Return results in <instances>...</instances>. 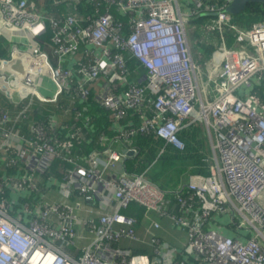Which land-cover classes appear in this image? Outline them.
I'll list each match as a JSON object with an SVG mask.
<instances>
[{
	"label": "built area",
	"instance_id": "2783aa9c",
	"mask_svg": "<svg viewBox=\"0 0 264 264\" xmlns=\"http://www.w3.org/2000/svg\"><path fill=\"white\" fill-rule=\"evenodd\" d=\"M63 1L80 0L56 2ZM106 1L127 15L128 36L122 35V24L110 12L99 14L98 8L97 16L82 18L86 21L82 24L78 13L54 18L31 9L28 0H0V38L10 40L8 56L0 57V76L10 73L29 90L28 99L37 96L49 102L69 91L84 102L94 83L108 79L96 95L118 125L112 139L100 136L110 146L101 154L90 155L86 168L78 164V158L68 156L71 143L54 138L49 127L35 123L26 138L15 127H6L12 119L0 108V148L6 150L18 139L21 162L32 167V173L21 178L0 175V264H264V100L254 90L239 94L255 83L264 87V23L241 27L226 12L233 0H216V5L207 8L202 0H191V4L182 0ZM205 8L216 11V17L206 20L207 32L216 29L222 39L211 60L217 96L206 104L187 35L188 21ZM18 33L25 34L30 48L11 40ZM45 34L50 54L38 40ZM226 34L232 36L231 48ZM127 53L146 72L142 85L130 80ZM79 54L75 67H66ZM17 63L24 67L22 75L13 68ZM42 79L53 83L54 96H40L37 83ZM148 94L153 95L152 115L143 109ZM15 103L26 104V100ZM22 108L17 119L25 117L29 104ZM132 112L139 123L125 126L123 122ZM74 113L78 119L86 117L83 111ZM201 119L213 150L210 174L190 176L175 199L180 213L167 212L163 190L145 175L125 171L126 154L137 152L125 141L153 132L182 150L185 144L180 132ZM90 126L86 118L84 127ZM71 130L69 138L82 131ZM115 146L125 147L124 152ZM59 147L65 157L59 154ZM53 158L75 165L66 173L60 192L71 198L77 191L73 195L77 201L51 204L39 202L35 196L33 202L22 205L26 221L15 218L10 213L11 202L4 197L5 188L34 191L39 187L35 172ZM97 194H109L117 210L100 217H81L75 208ZM134 203L170 218L187 232L189 241L182 253L156 235L151 237L152 256L118 246L124 238L138 240L136 220L122 213ZM219 217L228 219L226 228L235 231V236L220 230L225 225L222 222L213 226ZM154 226L159 228V224ZM87 239V246H82Z\"/></svg>",
	"mask_w": 264,
	"mask_h": 264
},
{
	"label": "trees",
	"instance_id": "16d2710c",
	"mask_svg": "<svg viewBox=\"0 0 264 264\" xmlns=\"http://www.w3.org/2000/svg\"><path fill=\"white\" fill-rule=\"evenodd\" d=\"M202 1H204L206 8L211 4L216 5V0ZM189 2L191 4V0H189ZM28 3L31 9L45 13L54 18H60L62 14L78 13L81 20L82 18L85 19L87 16L95 18L97 16L96 9L98 8L99 14L108 11L113 15L117 22L122 24V35L124 37L128 36L131 32L127 15L122 13L117 5L111 4L106 0L63 1L61 3L56 2V0H28ZM206 8L200 11L199 14L193 15L188 21V25L216 17V11H210ZM246 14L254 17H264V3H250L243 13L234 17L238 19ZM81 23L85 24L86 21L82 20ZM8 38V36L0 38L1 58L5 57L8 53L10 44ZM125 57L127 65L130 68V80L142 85L143 82L137 77L139 71L142 70L143 67L128 53ZM109 80L112 81V79ZM113 83H117V81L115 80ZM255 89L257 96L261 100H264V87L260 85ZM152 101L153 95L148 94L143 109L149 115L153 114ZM26 104H29V108L25 112V117L20 116L19 119H17L20 111L23 110L22 107ZM26 104H16L0 92V108L6 110L12 119L6 124V127H15V130L26 138L31 136V128L35 123H41L43 126L49 127L54 138L58 139L61 143H71V149L68 156L73 159L78 158V164L85 166L86 168L88 167L86 159L89 158L90 155L94 153L101 154L110 146V142L105 143L100 141V136L102 134H107L109 139H112L118 133L116 130V122L112 117L111 111L101 105L98 101L97 95L92 91H90L88 99L84 102L73 91H69L59 95V97L53 102L45 101L34 96L32 99H28ZM75 110L83 111L86 117L81 119L76 118L74 113ZM131 114L132 115L123 122L125 126L130 122L136 124L139 123L137 114L135 112H132ZM62 117L68 119H62ZM86 118L91 121L90 128L84 127ZM200 123V120H194L180 132V137L185 144V148L182 150L167 144L162 138L158 137L153 132L145 135L139 134L126 140V146L135 148L137 152L134 155L126 154L123 161L125 171L128 174L147 176L150 171L154 173L153 170H156V168H161V171H176L181 165V163L178 164V162L183 161L182 163H185L184 165L189 168V172L192 174H210V164L213 158V153L211 146L209 156H205V154L201 152L204 147L203 139H205H202V137L205 136L203 134L204 127H202ZM73 128H81V134L76 135L74 138H69L68 136ZM6 150L8 160L4 163L0 161V175L21 178L22 176L30 175L32 173V169L27 167L23 161L21 162L19 156L21 150L20 145L16 144L8 149L6 148ZM58 152L65 157V152L62 148L59 147ZM74 168V164L62 160V158H53V160L46 164L42 171H39L36 174L39 180V187H36L34 191L26 190L31 194H28V192L26 193V191L15 192L11 188H5L3 193L4 197L12 204V209L10 211L11 215L15 218H20L26 221L27 218L25 215H22L21 207L25 202L34 201V195L41 190L40 178H43V185L46 186V189L47 187L57 188V186L59 188L66 173L73 171ZM153 176L155 177H153L152 180H155V183H158L157 173H154ZM50 180L52 181L50 182ZM179 187L180 186L176 189H167L161 185L159 187L166 193L168 204L164 206V208L167 212H172L174 214L180 213V208L175 200ZM145 211L147 210L144 206L134 203L128 209H123L122 213L128 217L134 218L143 215ZM227 221V218L219 217L216 224H213V226L218 227L220 226V222H222L225 225L220 228V230L226 235L232 237L234 236L231 231L232 229L229 230L226 228ZM133 253L136 254L137 252L133 251Z\"/></svg>",
	"mask_w": 264,
	"mask_h": 264
},
{
	"label": "crops",
	"instance_id": "0c3cea01",
	"mask_svg": "<svg viewBox=\"0 0 264 264\" xmlns=\"http://www.w3.org/2000/svg\"><path fill=\"white\" fill-rule=\"evenodd\" d=\"M181 2L184 3L185 0H182ZM188 2H189V0H186V3H188ZM232 17L236 23H238L241 27H244V28H251L254 24H256V23H254L251 26H250V24L242 25L239 23V21L241 20L240 17L238 19L235 18L234 16H232ZM0 25H1V17H0ZM24 35L25 34H20V33L15 34L14 37L11 38V40H14L18 43H22L25 39ZM48 37H49L48 34H45V35L41 36L40 39H38V40L40 41V43L42 45V49L44 51H46L48 54H50V48L48 45L49 44V38ZM8 53H9V50H8ZM8 53L5 57L8 56ZM80 55L81 54L74 55L66 63V67H69V68L75 67V64L79 60ZM13 68H14V70H16L21 75L24 72V67L22 66L21 63H17L16 65L13 66ZM204 71L209 72V77H208V74L204 73L203 78L210 80V77L213 73L211 62L207 63V65L204 68ZM20 74H19V76H20ZM144 75H145V70L142 69L139 71V74L137 77L143 83L145 80ZM0 77H1L0 79L2 80L0 82V92L3 93L6 98H8L10 101H12L14 103L17 102L19 99H24V101L25 100L28 101L29 90L27 88H25V86H23L21 83L14 80V77L11 76L10 73H3ZM107 80L102 78L98 82L94 83L91 86L90 91H92L94 94L99 93L101 91L103 84ZM260 85L261 84L256 83L252 90L256 91L255 88L260 86ZM37 87H38L40 96L42 98L43 97L50 98V97L55 95V91H56L55 86L48 79H42L41 81H39L37 83ZM3 89H4V91H2ZM206 90L207 91H202L203 98H204L205 102L206 101L207 102L212 101L216 96L214 98L210 97L208 94V88ZM239 94H248V89H246V88L241 89L239 91ZM206 95H207V97H206ZM62 119H68V118L62 117ZM116 126H118V125H116ZM203 134H204L205 138H207L209 136L206 128H204ZM208 139H209V137H208ZM106 142L108 143L109 141H105V143ZM20 143H21V141H19L17 139V141L13 142V146L16 144L20 145ZM209 144H211V142ZM21 147H22V143L20 145V148ZM115 149L118 151L124 152L123 149H125V147L115 146ZM6 151L7 150H2L0 148V161L3 163L8 160V154L6 153ZM35 162H37V161H35ZM30 168H32V167H30ZM38 172L39 171H36L35 174H37ZM192 175L193 174H191L190 176H192ZM190 176H189V179H190ZM145 177H146V175H145ZM40 179H41V186H40L41 190L37 194L34 195V198H35V196H38V198H35V199H37V200L41 199V200L50 202L51 204L57 203V202H63V203H70L71 202L72 203V202L77 201L76 197H73L74 194L77 195V191H73L71 198H69V197L67 198L63 193L60 192V187L59 188H58V186H57V188L47 187V189H46V186L43 185V182H44L43 178H40ZM189 179H188V181H189ZM52 180H50V182ZM174 186L166 187V188L167 189L168 188L176 189V188H178V186H181V185H180V183H177ZM74 190H75V188H74ZM27 192L28 191H26V193ZM28 194H31V193L28 192ZM167 204H168V202L165 204V206ZM163 209H164V207H163ZM21 210H22V207H21ZM75 210L83 218L100 217L102 215L110 214V213L116 211L117 210V203L109 194L105 195V196H102V194H100V195L97 194L90 201H84L83 200L82 203L78 207L75 208ZM134 218L136 220L135 228H136L138 240L130 241V240L124 238L120 241V244L118 245L120 248L129 249V250L135 251L137 253H142V254L152 256L153 252H152V247H151V237L155 236V235L158 236L162 241L169 244V246L176 248L178 254L182 253V250L188 244L189 238H188L187 232L185 230L177 227L176 225H174L173 221L170 218L165 217L156 211H145V213L143 215L136 216ZM155 224H159V228H155V226H154ZM80 231H82V227L80 228ZM232 234H234V236H235L236 232L232 230ZM85 242H86V244L81 242V245L87 246V243H89V240L87 239Z\"/></svg>",
	"mask_w": 264,
	"mask_h": 264
},
{
	"label": "rangeland",
	"instance_id": "374dc122",
	"mask_svg": "<svg viewBox=\"0 0 264 264\" xmlns=\"http://www.w3.org/2000/svg\"><path fill=\"white\" fill-rule=\"evenodd\" d=\"M240 19L241 20L239 21V23L242 25L250 24L251 26L254 23H264L263 16L254 17V16H249L246 14V15L241 16ZM205 24H206V21H203V22L200 21L195 24L187 25V35L189 38L193 59L195 60V62L197 63V66L199 67L197 72H198V81H199L201 90L207 91L206 89L208 88L209 96L214 98L215 96H217L215 85L213 81L211 80V77H210V80L203 78L204 73L208 74V77H209V72L204 71V68L208 62H212L211 61L212 54L218 48V46L222 44V39L218 31H216V29L214 31L207 32L205 28ZM226 38L228 39L227 40L228 47L231 48L233 46V42L231 41V38H232L231 34L230 35L226 34ZM30 45L31 44L28 43L26 38L21 44H19V46L26 47V48H30ZM253 87L248 88V92L252 91ZM204 103L206 104L207 101ZM199 108H200V104L198 103L197 109ZM196 116L200 118V110H197ZM200 122H201L200 125L206 128L203 119H201ZM208 137L207 138L202 137V139L203 138L205 139H203L204 147L201 152H203L205 156L206 155L209 156L210 146L212 149V145L209 144L211 142L210 137L209 139ZM212 153H213V150H212ZM182 162H178V164L181 163V165L177 168L176 171L174 170L161 171V168H156V170H153L154 173H157L158 175V183L157 182L155 183V180H152L153 177L155 176H153L154 173H152L151 171L146 176V179L152 182L153 184H156L159 187L160 185L163 187H172L176 185L177 183H180V185H185L188 183L187 181L189 179V176L192 173L189 172V168L184 165L185 163L183 164ZM41 201L42 200L40 199L39 202Z\"/></svg>",
	"mask_w": 264,
	"mask_h": 264
},
{
	"label": "water",
	"instance_id": "95a60500",
	"mask_svg": "<svg viewBox=\"0 0 264 264\" xmlns=\"http://www.w3.org/2000/svg\"><path fill=\"white\" fill-rule=\"evenodd\" d=\"M254 2L264 3V0H233L232 3L226 9V12L231 14L232 16L239 15L245 11V9L250 3ZM129 154H131V152H129Z\"/></svg>",
	"mask_w": 264,
	"mask_h": 264
},
{
	"label": "clouds",
	"instance_id": "9594fccd",
	"mask_svg": "<svg viewBox=\"0 0 264 264\" xmlns=\"http://www.w3.org/2000/svg\"><path fill=\"white\" fill-rule=\"evenodd\" d=\"M2 91H4V89H3ZM127 154H128V153H127ZM129 155H131V154H129Z\"/></svg>",
	"mask_w": 264,
	"mask_h": 264
}]
</instances>
